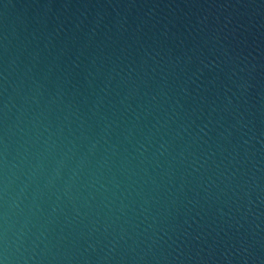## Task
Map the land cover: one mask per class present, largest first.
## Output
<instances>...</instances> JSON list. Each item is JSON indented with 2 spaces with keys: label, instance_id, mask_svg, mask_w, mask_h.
<instances>
[{
  "label": "water",
  "instance_id": "obj_1",
  "mask_svg": "<svg viewBox=\"0 0 264 264\" xmlns=\"http://www.w3.org/2000/svg\"><path fill=\"white\" fill-rule=\"evenodd\" d=\"M2 264H264V0H0Z\"/></svg>",
  "mask_w": 264,
  "mask_h": 264
},
{
  "label": "clouds",
  "instance_id": "obj_2",
  "mask_svg": "<svg viewBox=\"0 0 264 264\" xmlns=\"http://www.w3.org/2000/svg\"><path fill=\"white\" fill-rule=\"evenodd\" d=\"M0 264H2V262H0Z\"/></svg>",
  "mask_w": 264,
  "mask_h": 264
}]
</instances>
